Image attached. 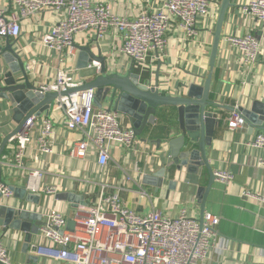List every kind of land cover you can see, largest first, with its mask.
Listing matches in <instances>:
<instances>
[{
    "label": "crops",
    "instance_id": "crops-1",
    "mask_svg": "<svg viewBox=\"0 0 264 264\" xmlns=\"http://www.w3.org/2000/svg\"><path fill=\"white\" fill-rule=\"evenodd\" d=\"M110 4L114 13L135 18L140 12L156 10L164 0H93ZM210 11L198 20V36L192 40L186 37L185 31L173 23L168 34V45L161 59H149V67L141 70L121 52L122 38L120 34L109 31L103 39L97 40L92 35L79 34L75 43L77 55L71 61L61 62L53 50L42 44L43 35L59 20L63 14L51 10H44L40 14L27 18L22 22V34L18 39H10L14 49L20 54L26 66L32 70V76L40 86L45 82H52L57 68H64L73 76L74 80L86 83L91 76L100 69L90 63L87 68L78 69L79 46L92 43V50L97 53L102 50L106 57L109 72L128 74L130 70L148 75L153 78L160 72L161 91L166 94H176L185 91L184 85H202L209 73V60L214 31L218 15L224 0H210ZM246 0L230 1L223 25L222 38L212 79V99L222 105L216 109L219 124L215 129L213 144L208 148V157L214 171L227 170L233 174V180L223 183L215 179L205 202V212L221 216L218 226L217 245L224 248H212L210 256L202 264H264V201L245 195V190L254 195L264 196V170L257 166L258 157L264 156V149L247 147L245 143L264 133L258 128H242L230 131L226 119L236 106L250 107L253 102L264 103V29L263 24L244 12ZM0 7L9 9L11 0H0ZM252 32L261 37V52L255 68L247 73L246 67L240 59L239 53L229 47L227 37L244 35ZM7 38L0 46L4 48ZM124 58V60H123ZM96 61V60H95ZM99 62V61H97ZM101 67V64H100ZM6 70L2 54L0 53V75ZM154 80V79H153ZM77 104H88V93L78 91L70 95ZM61 98V97H60ZM57 100L49 113H43L33 130V142L23 159L24 168L14 164H3L6 156L13 158L15 143H6L0 156V180L10 186L25 187L27 178L33 170L42 173L41 187L57 185L59 192H75L85 196L86 200L95 201L100 193L101 184H108V192L115 191L111 185H120V196L127 206L137 212L146 214L153 209H160L163 213L178 216L181 208H186L189 215L200 218L202 214L201 198L198 197V187L184 181V173L176 176L178 184L170 188L168 180L158 188L155 184L144 183L145 175L153 174L164 166L162 157H158L157 140L166 135L158 131L149 136L137 138L134 150H129L120 144L111 145V159L108 164L101 166L98 154L89 151L85 158L71 157V144L82 138L78 131L69 130L65 126L63 111L56 109ZM96 105V104H95ZM108 108V102L103 103ZM175 111L174 108H166ZM114 110V109H113ZM120 114V121L126 128L131 124L125 116ZM50 116L54 122V134L51 142L53 152L40 153L35 148L36 136L42 119ZM169 121L159 118V124ZM17 122L13 118L12 105L9 100L0 97V150L7 136L15 129ZM174 136V135H170ZM143 139L151 140L147 143ZM166 141H163V143ZM162 143V144H163ZM14 162V159L12 160ZM15 163V162H14ZM131 177L133 180L128 181ZM166 178H173L171 176ZM209 176L201 175L199 185L207 186ZM140 190L147 195L142 196ZM52 205L67 215H72L74 206L68 201L57 200L56 195L46 198ZM17 197L12 200H2L3 205H13L16 201H23ZM3 236V237H2ZM0 237L8 246L12 264H34L37 257L32 242L25 247V235L18 230L0 228ZM219 246V247H220Z\"/></svg>",
    "mask_w": 264,
    "mask_h": 264
},
{
    "label": "built area",
    "instance_id": "built-area-1",
    "mask_svg": "<svg viewBox=\"0 0 264 264\" xmlns=\"http://www.w3.org/2000/svg\"><path fill=\"white\" fill-rule=\"evenodd\" d=\"M238 1V0H231ZM9 9L0 7V43L5 38L18 39L22 34V22L51 10L62 17L53 24L42 37V44L57 53L61 62L72 61L77 55L76 37L88 34L95 39H103L109 31L120 34L121 52L132 65L141 70L149 67V59H161L167 45V34L173 23L185 31L188 39L194 40L198 34V20L211 8L210 0H164L161 6L151 12L142 11L135 18L121 16L113 12L110 4L93 0H11ZM244 12L263 24L264 0H246ZM229 47L235 49L244 63L247 73L255 68L261 52V37L252 32L227 37ZM1 53V50H0ZM100 69V63L92 62ZM29 68V67H28ZM30 69V68H29ZM31 70V69H30ZM32 72V70H31ZM64 68H57L52 82L40 85L45 92H62L68 88L81 86ZM162 90L161 87H158ZM89 103L79 106L75 98L63 96L57 99L56 109L63 111L65 126L78 131L82 138L74 141L70 148L71 157L85 158L89 151L98 154L99 164L105 166L111 159V145L120 144L129 152L134 150L137 137L133 129L126 128L116 110L98 107L88 94ZM39 119V118H38ZM37 118L30 119L24 127L10 138L15 143L13 158L6 156L3 164H14L24 168L23 159L33 142V130ZM228 129L235 131L246 124L245 117L236 106L226 119ZM54 122L50 116L42 119L36 136L35 148L38 152H53L51 142ZM245 145L264 149V133H258ZM14 159V162L12 160ZM257 166L264 170V156L258 157ZM216 179L229 184L233 174L227 170L215 172ZM42 173L33 170L27 178L26 189L46 198L58 193V186L41 187ZM128 181L133 178L128 177ZM108 184H101L95 201L74 207L72 215L43 203L16 201L19 209L38 212L44 225L40 226L35 247L37 261L34 264H202L217 245L218 226L221 216L205 212L203 221L190 216L186 208H181L178 216L165 214L153 209L143 214L127 206L120 196V185H111L115 191L108 192ZM142 196L147 195L140 190ZM250 197L264 201V196L243 192ZM14 191L10 185L0 180V205L4 200H12ZM48 200V199H47ZM74 222L68 228V219ZM3 237V236H2ZM0 237V264H12L8 246ZM220 246V247H219Z\"/></svg>",
    "mask_w": 264,
    "mask_h": 264
},
{
    "label": "water",
    "instance_id": "water-1",
    "mask_svg": "<svg viewBox=\"0 0 264 264\" xmlns=\"http://www.w3.org/2000/svg\"><path fill=\"white\" fill-rule=\"evenodd\" d=\"M231 0H224L218 15L209 60V73L204 84L184 85L185 91L176 94H166L158 89L160 72L153 78L152 73L142 75L130 70L128 74L109 72L106 66V57L102 50L97 53L92 50V43L79 46L78 69L87 68L93 61L101 64L97 74L81 86L68 88L62 92H45L33 78L31 70L25 61L14 49L10 38H7L4 48L0 46L2 59L6 70L0 75V97L9 100L12 105L13 118L17 122L15 129L7 136L0 150V156L6 143L18 133L24 125L34 118H40L43 113H49L54 102L59 97L84 91L92 94V102L98 107L108 102V109H114L127 118L135 136H149L158 131L164 132L165 140H157L158 157L164 160V166L153 174L145 175L144 183L155 184L160 188L165 180L169 181L170 188L178 184L176 176L184 173V181L198 187V197L201 198L203 221L205 202L208 193L217 178L209 157L208 148L212 146L215 129L219 124L217 110L222 105L212 99V79L222 38L227 9ZM154 79V80H153ZM172 107L175 111H168ZM234 108H231L233 111ZM240 113L245 117L246 128L264 130V103L253 102L250 107H241ZM169 121L159 124V118ZM174 135L173 137L170 135ZM147 143L151 140L143 139ZM163 141H166L163 143ZM163 143V144H162ZM209 176L207 186L199 185L201 175ZM173 178H166V177ZM15 197L25 201L40 204L42 195L34 194L25 187L10 186ZM57 200L68 201L74 207L86 204L85 196L75 192H59ZM44 225L42 215L38 212L22 210L14 206L0 205V228L18 230L25 235V247L32 242L39 233L40 226ZM74 222L68 219V228L72 229ZM35 251L36 248L33 247Z\"/></svg>",
    "mask_w": 264,
    "mask_h": 264
},
{
    "label": "rangeland",
    "instance_id": "rangeland-1",
    "mask_svg": "<svg viewBox=\"0 0 264 264\" xmlns=\"http://www.w3.org/2000/svg\"><path fill=\"white\" fill-rule=\"evenodd\" d=\"M123 57L125 58V57H127V56L125 55V56H123ZM124 58H123V60H124ZM46 201H47V199H46ZM47 202H48V201H47Z\"/></svg>",
    "mask_w": 264,
    "mask_h": 264
}]
</instances>
